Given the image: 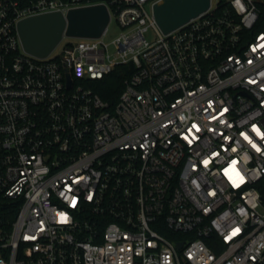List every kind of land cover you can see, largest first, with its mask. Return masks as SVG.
<instances>
[{"label": "built area", "instance_id": "1", "mask_svg": "<svg viewBox=\"0 0 264 264\" xmlns=\"http://www.w3.org/2000/svg\"><path fill=\"white\" fill-rule=\"evenodd\" d=\"M162 2L0 0V264H264V0L169 34ZM93 5L100 38L25 51L21 20Z\"/></svg>", "mask_w": 264, "mask_h": 264}, {"label": "water", "instance_id": "2", "mask_svg": "<svg viewBox=\"0 0 264 264\" xmlns=\"http://www.w3.org/2000/svg\"><path fill=\"white\" fill-rule=\"evenodd\" d=\"M211 0H163L154 6L157 24L164 34L185 25L210 7ZM110 23L105 5L71 9L66 15L51 12L23 19L18 32L26 52L39 58L48 57L64 36L100 38ZM72 84V81H69ZM183 243H179V249Z\"/></svg>", "mask_w": 264, "mask_h": 264}, {"label": "trees", "instance_id": "3", "mask_svg": "<svg viewBox=\"0 0 264 264\" xmlns=\"http://www.w3.org/2000/svg\"><path fill=\"white\" fill-rule=\"evenodd\" d=\"M262 10L264 11V7H262ZM134 71L135 69L132 65L118 66L113 73L103 80L93 82L92 86L95 92L98 93L104 101L109 102L111 105H115L125 87V80L128 79ZM207 243L212 247L210 242L207 241Z\"/></svg>", "mask_w": 264, "mask_h": 264}, {"label": "rangeland", "instance_id": "4", "mask_svg": "<svg viewBox=\"0 0 264 264\" xmlns=\"http://www.w3.org/2000/svg\"><path fill=\"white\" fill-rule=\"evenodd\" d=\"M217 0H214V4L216 5ZM121 33V29L117 26L116 22L114 21L111 24V27L109 29L108 36L106 37V41L108 43L112 42L114 39H116L119 34ZM146 37L149 41H155L158 38L157 32L155 31L154 28H150L148 32L146 33ZM76 39H70V38H65L62 43L58 46V48L55 51V55H58L61 53V51L64 49L65 45L70 42V41H75Z\"/></svg>", "mask_w": 264, "mask_h": 264}]
</instances>
